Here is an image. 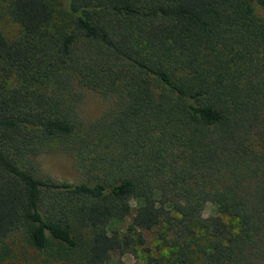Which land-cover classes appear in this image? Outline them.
Here are the masks:
<instances>
[{"label": "trees", "instance_id": "16d2710c", "mask_svg": "<svg viewBox=\"0 0 264 264\" xmlns=\"http://www.w3.org/2000/svg\"><path fill=\"white\" fill-rule=\"evenodd\" d=\"M8 10L19 33L0 31V239L62 246L78 264L136 248L160 264L143 230L161 228L165 264H264V0ZM53 148L77 182L39 172L32 159ZM207 202L217 214L204 218Z\"/></svg>", "mask_w": 264, "mask_h": 264}, {"label": "rangeland", "instance_id": "374dc122", "mask_svg": "<svg viewBox=\"0 0 264 264\" xmlns=\"http://www.w3.org/2000/svg\"><path fill=\"white\" fill-rule=\"evenodd\" d=\"M9 0H0V31L6 40L16 37L19 33L18 26L11 20L9 16ZM96 102L92 96L84 99L83 109L85 114L92 113ZM33 163L43 176L50 177L58 181L75 183L78 176L72 168L68 157L55 148L47 150L34 157ZM217 214L216 207L213 203L207 202L202 210V217L208 218ZM222 219L232 228L235 221L227 217ZM128 220L114 223L113 227L117 230H123ZM162 229L147 228L143 230L145 238L144 246L148 248V254L153 257H162L160 264H165L167 251L161 245L158 234ZM78 254L71 252L62 246H56L50 243L44 251H37L31 248L23 238L18 234L11 237L0 239V264H78ZM111 263L119 264H147L146 254L139 248H136L134 254L115 253L111 257Z\"/></svg>", "mask_w": 264, "mask_h": 264}]
</instances>
